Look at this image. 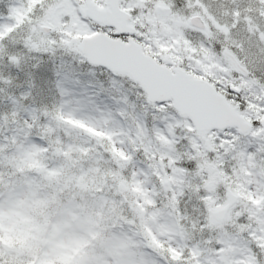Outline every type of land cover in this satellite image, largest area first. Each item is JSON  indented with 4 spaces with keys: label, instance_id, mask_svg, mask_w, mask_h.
Instances as JSON below:
<instances>
[{
    "label": "rangeland",
    "instance_id": "obj_1",
    "mask_svg": "<svg viewBox=\"0 0 264 264\" xmlns=\"http://www.w3.org/2000/svg\"><path fill=\"white\" fill-rule=\"evenodd\" d=\"M95 1L102 2V0ZM159 1L173 3L172 12L168 15L155 12L154 6ZM237 1L239 0H235V3L231 0H215L211 5V11L208 0H178V2L177 0H121V4L129 11L134 10L133 22L138 27L147 25L148 31L143 33L144 35H151L156 42L161 40V37L166 38L163 40L166 43H160L158 46L167 54L168 63L179 65L188 61L186 57L192 58L193 50L200 51L198 71L205 72L222 87L232 81V77H236V83L245 88L243 97L249 98L250 96H247L251 93L248 89L252 84L257 83L256 78L244 81L240 75L233 74L225 57L217 48L214 47L213 50L211 46L216 43L221 49L229 47L239 56L240 53L236 49H239L240 37L246 40V49L250 45H256L258 41H264V8L256 10L255 0H244L247 6H243L244 11H241L238 7L244 2ZM82 2L83 0H0V39L7 37L9 33L14 34L11 39L0 44V57L7 55L9 48L18 40H22L29 49L39 47L42 50H47L44 45L50 46L56 41L64 43L78 41L82 35L89 33L79 30L81 20L77 13L78 6ZM192 13H200L207 20L213 30L210 38L203 37L193 27L187 25L185 19ZM42 24L50 25L52 32L44 35L40 29ZM158 26L163 30L161 31ZM205 40L208 43H205ZM233 45L235 48L232 47ZM10 59L16 64L18 59H25V54L18 53ZM240 60L245 65L244 60ZM203 61L204 66L201 65ZM214 62L217 63L209 68L208 64ZM3 65L8 67L0 59V67L4 70ZM191 66L195 67L193 63ZM246 67L249 71L255 70L252 65ZM261 75L264 76V71ZM1 78L6 91L9 89L8 80L5 76ZM12 82L10 86L18 85L15 77ZM129 85L135 93L134 85L132 83ZM254 94L252 93L251 97ZM4 98L6 96L0 94V257H3L4 264H118L121 249L116 243L117 237L113 229L107 224H101L98 230L90 231L89 226L96 224L100 219L113 216L117 218L120 208L113 201H120L125 197L130 201L127 203L124 201L125 206L128 207L129 217L135 215L137 209L147 212L154 206L150 203V198H145L144 193L153 187H161L160 180L163 174L157 164L156 155L163 159L165 169L176 165L179 161H195V167L191 170L177 169L175 175L167 171L172 179L170 185L183 183L187 189L183 207L186 210L185 216L189 215L192 219L187 221V225H179L184 233L183 248L176 251L163 248V251H168L173 258H179L182 257L181 252L184 248H188L191 252L189 245H198L197 255L208 260L209 264H214L211 258L218 254L215 249L218 230L226 237H232L233 234L239 236L240 233H246V238L250 235L254 240L252 246L258 248L264 256L262 236L261 241H258V237L254 238L252 231L248 232L252 224H235V217L245 215L243 210H252L251 204L254 206L255 202L263 203L260 197L262 194H257V182L260 181L250 167L252 163L248 164L243 157H240L238 162L230 163L232 148H236L231 141L220 143L222 146L225 143L229 144L230 150L225 149L226 154L223 155L226 156V161H219L221 157L212 156V152L214 155L220 146L216 143L217 132L196 133L184 120L176 139L181 138L179 131H185L189 134L188 145L174 147L167 137L156 136L160 147L170 150L173 154L169 156L168 151L159 150L144 151L143 154L146 156L140 160L151 169L152 182L148 188H142V181L133 182L134 173L129 164L131 157L128 153V145H131L132 152L136 153L137 150L144 149L145 144L142 140L133 143L128 133L134 126L128 125L116 115V110L124 107L120 103L122 98L113 97L114 99L107 105L103 103L102 107L106 109L105 111L97 109L101 117H96L93 108L89 115L85 114V111L89 110L87 102L94 99V93L77 90L71 95L59 96L60 100L64 99V102H60L64 106L56 109L47 106L42 108L44 120L38 126L42 132L35 131L36 136H40L46 146L31 143L29 140V143H25L24 137L29 134L25 132L22 138L20 131L12 130L13 119L9 115L11 107ZM160 109L163 111L164 106L161 105ZM145 111V113H135L148 117L149 113ZM245 112L249 114L250 108L245 109ZM104 113L107 115L104 116ZM135 113L129 108L127 113L121 115L127 116L129 121L135 124L133 119ZM111 114L114 115L115 122L113 126L109 122L108 129H123L127 137L123 146H118L120 142L113 139L114 131H105L107 128H104L103 120L106 121L107 116ZM183 117L181 116L182 120ZM180 123L177 121L178 125ZM260 123L264 126L263 119ZM48 124L52 126L48 128ZM238 141L239 144L243 143L241 138ZM189 147L191 151L186 150ZM45 151L49 152L45 153ZM101 156H106L110 162L107 164L98 162ZM123 157H127L129 161L122 162ZM136 161L140 162L138 159ZM225 170L229 173L224 172ZM231 173H234L235 182H232ZM108 175L116 180L113 191H110L112 180L105 178ZM249 177L254 184L249 182ZM190 180L195 181V184L192 185ZM231 183L235 184L234 190L242 195L240 203L231 208L221 225L205 224L201 227L200 222L194 218L199 217V211H203L206 220L207 207L223 204L225 197L220 191L224 186H231ZM106 186L109 188H105ZM250 189L255 190H251L252 199L248 197L251 193ZM201 190L205 195H200ZM108 195L111 197L109 201L106 200ZM159 195L163 197L162 192ZM56 201L59 207L54 216L53 204ZM259 206L257 205L256 208ZM101 208L105 209L107 216L99 210ZM123 214L121 219H118L130 223V219H124ZM247 217L250 220V216ZM74 223L78 224L80 235L84 231L81 239H74L77 230ZM153 240L158 247L162 246L161 241H156L155 238ZM209 240L212 243H209ZM219 253H223L226 257L230 254L229 250L224 248L220 249ZM256 255V251L249 248L247 255L239 264H263L264 259L257 261ZM183 257L199 264L194 256Z\"/></svg>",
    "mask_w": 264,
    "mask_h": 264
},
{
    "label": "snow or ice",
    "instance_id": "obj_2",
    "mask_svg": "<svg viewBox=\"0 0 264 264\" xmlns=\"http://www.w3.org/2000/svg\"><path fill=\"white\" fill-rule=\"evenodd\" d=\"M214 2L215 0H208L209 11L212 10L211 5ZM231 2L235 3V0H231ZM256 2L259 3V0H256ZM77 15L80 16L81 28L79 30L81 31H104L113 40H121L125 43L129 35L134 39H139L135 36V33L113 31L114 25L112 24H101L91 16L80 15L79 12ZM73 31L75 32L76 30L74 29ZM13 35V33H9L7 37L0 39V44L11 39ZM164 39L166 38L161 37L160 42L163 43ZM89 43L82 41H69L67 43L56 41L50 46L44 45L43 47L47 50H42L39 47L29 49L22 40H18L9 48L7 55L0 57L8 65L10 73L15 77L16 83L19 85V89L11 94L10 102L15 106L18 103L17 97H22L28 123H31L35 118L33 114L39 110L40 103H46L53 96L63 97L71 95L77 92V90L84 93L92 92L107 105L114 98L99 90L108 89L122 93L120 103L124 107L116 110V115L120 116L121 119H123L121 114L127 113L129 106L135 113L138 100L144 106L151 108L153 121L151 129H149L147 115L135 113L133 116L135 125L129 129L128 133L133 143L140 140L144 142L145 148L140 149L141 152L159 150L168 151L169 156L173 154L170 150L160 147L156 141V136L167 137L172 141L174 147H178L180 144L188 145L186 136H181L179 140L176 139V136L184 120L189 125L195 126L194 120L197 118V111H193L190 117L185 115L182 120L177 108L170 106L172 97L152 99V104L156 107H151L148 103L149 97L147 96L145 87L137 85L135 94H128L124 90L127 88L130 78L125 74L114 71L108 63L95 62L89 51ZM60 44H63V46H58ZM245 44L246 40L244 37H240L239 49H236L240 53L238 58L243 59L246 66L252 65L255 70L249 71L247 74H234L240 75L244 81H251L255 77L257 83L252 84L248 90L259 95L261 91L260 84L264 83V76L261 75V72L264 71V41H258L256 45H250L247 49L245 48ZM152 47L153 51H156V45H152ZM232 47L235 48V45ZM18 53H24L25 59H18L17 63L13 64L10 57L16 56ZM3 84L4 81L0 79V87ZM242 91L235 87L227 88V98L232 99L235 97L241 111L246 107ZM255 102L264 105V100ZM192 103L194 107H198L204 101L194 98ZM161 105L164 106L163 111L160 109ZM261 115H264V112ZM177 121L181 123L178 125ZM212 130L217 131L216 143L218 145L221 141H231L233 144H236L239 136L243 134L235 124L216 126ZM105 131H114L115 136L113 139L120 142L118 146H123V142L127 137L122 128L120 130L105 129ZM257 131H259V136H257ZM250 134L254 138L264 139V126L261 125L259 120L252 121ZM34 143L46 146L40 136L35 137ZM225 149H229V144L225 143L223 147L218 148L216 155L222 158L226 154ZM186 150L191 151V148L189 147ZM128 153L131 157L129 164L134 173L133 182L142 181V188H148L152 182L151 169L147 165L136 161V154L132 152L131 145H128ZM257 153H264V144H260L255 149L253 156ZM165 162L167 163V157H165ZM194 167L195 161L193 160L179 161L176 165L166 168V171L175 175L177 174V169L191 170ZM257 175H260V173H257ZM161 192L163 193L162 198L159 195ZM257 194H264V175L261 176L260 182L257 183ZM186 195L187 189L183 183H176L167 187H153L147 193H144L145 198H150V203L154 205L147 212H141L137 209L136 214L130 216V223L120 221L115 217L100 219L96 224L90 225L89 230L96 231L101 224H107L108 227L113 229L117 237L116 243L121 249V258L118 264H183V261L174 259L168 251H163V248H169L172 251L183 248L184 233L179 225L184 223L185 212L183 202ZM200 195H205L203 190L200 191ZM137 199L139 200L140 198L138 197ZM113 203L120 206L124 204V201L121 199L120 201H113ZM99 210L107 216L104 208ZM206 223L207 221L202 217L200 221L201 227ZM247 223H249L247 214L235 217L236 225ZM251 223L255 227L256 222L252 221ZM260 227H264V216L261 217ZM251 231L252 228H248V232ZM257 234L259 235L260 233L257 232ZM241 236L246 237V233H240L239 236L233 234L232 237H226L217 230L215 249L218 254L211 258L214 264H239L240 260L247 255L249 248H253L256 251L257 261L264 259L259 249L254 248L250 244L245 245L240 238ZM153 238L156 241H161L162 246L158 247ZM209 243H212V241L209 240ZM189 247L191 248V252H189L188 248H184L181 256L191 255L195 257L199 264H209L208 260L202 259L200 255H197L198 245H189ZM222 248L229 250V256L226 257L223 253H219V250ZM0 264H4L3 257H0Z\"/></svg>",
    "mask_w": 264,
    "mask_h": 264
},
{
    "label": "water",
    "instance_id": "obj_3",
    "mask_svg": "<svg viewBox=\"0 0 264 264\" xmlns=\"http://www.w3.org/2000/svg\"><path fill=\"white\" fill-rule=\"evenodd\" d=\"M104 7H97L91 0H86V8H81L101 24H114L117 32L127 31L132 33L134 27L129 23L130 14L118 7V0H105ZM158 6L163 12H168L167 7ZM199 17L189 18V22L201 26ZM119 25V26H118ZM121 27V28H120ZM44 33L50 31V27L43 25ZM82 42L88 44L92 58L97 63H108L115 71L128 73L134 80H137L145 87L150 100L172 97V104L180 113L189 117L193 111H197V118L194 125L198 130H208L216 126L235 124L241 131H245L250 125L237 113V106H230L225 97L214 90L206 81L194 78L180 69L171 73L167 68L156 63L150 56L141 51L139 44L132 39L126 43L120 40H113L104 33H95L82 38ZM232 63L243 72L246 70L230 55ZM238 89V88H236ZM194 98L204 101L198 107H194ZM168 179L162 182L167 186ZM227 203L219 208H210L209 219L212 222H221L226 215L228 208L234 202L235 197L228 190Z\"/></svg>",
    "mask_w": 264,
    "mask_h": 264
},
{
    "label": "trees",
    "instance_id": "obj_4",
    "mask_svg": "<svg viewBox=\"0 0 264 264\" xmlns=\"http://www.w3.org/2000/svg\"><path fill=\"white\" fill-rule=\"evenodd\" d=\"M6 65H3V68H4V70L0 67V77H4L5 76V78H8L9 76L8 75H10V71H9V68L8 67H5ZM1 79H3V78H1ZM15 90H18L19 89V86H15V88H14ZM14 91H12L11 92V94L13 93ZM0 94H3L4 95V97L6 96V94H7V92L4 90V88H3V86L2 87H0ZM18 98V97H17ZM6 102H7V104H9V105H13L11 102H10V98L9 99H6ZM21 105H22V103H21V101H19L16 105H15V108H13L12 109V111L13 112H11V115L13 114V119H14V124H12V130H15V129H17L18 131H20L22 134L20 135L22 138L25 136V130L27 129V128H25V126H24V123H18L17 122V120H19V119H15L16 118V116L18 115L16 112H18L19 113V115L21 116V115H23V116H26V113H25V110L24 111H22V109H21ZM35 113H37V112H35ZM34 113V114H35ZM10 115V116H11ZM18 115V116H19ZM17 116V117H18ZM27 120V119H26ZM33 120H35V119H33ZM32 120V121H33ZM20 121V120H19ZM26 123H28V120L25 122V124ZM29 133H30V135H34V130H33V125H30L29 126ZM27 129V130H28ZM141 154L139 153L137 156H140Z\"/></svg>",
    "mask_w": 264,
    "mask_h": 264
},
{
    "label": "flooded vegetation",
    "instance_id": "obj_5",
    "mask_svg": "<svg viewBox=\"0 0 264 264\" xmlns=\"http://www.w3.org/2000/svg\"><path fill=\"white\" fill-rule=\"evenodd\" d=\"M141 31L144 32L143 29H141ZM160 43H161L160 41L156 42L155 40L146 41L144 43V47H145L146 51L149 52L150 54H152L157 60H159V56H157V55L161 56L164 53L163 51L160 50V48L158 46ZM152 45H156V51H153ZM185 59L189 60L190 58H185Z\"/></svg>",
    "mask_w": 264,
    "mask_h": 264
}]
</instances>
